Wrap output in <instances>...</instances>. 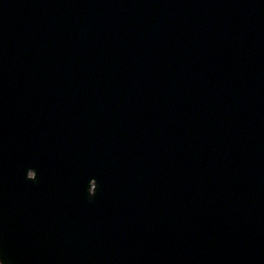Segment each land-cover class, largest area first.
Here are the masks:
<instances>
[{
  "label": "water",
  "instance_id": "1",
  "mask_svg": "<svg viewBox=\"0 0 264 264\" xmlns=\"http://www.w3.org/2000/svg\"><path fill=\"white\" fill-rule=\"evenodd\" d=\"M0 260L264 264V0H0Z\"/></svg>",
  "mask_w": 264,
  "mask_h": 264
},
{
  "label": "clouds",
  "instance_id": "2",
  "mask_svg": "<svg viewBox=\"0 0 264 264\" xmlns=\"http://www.w3.org/2000/svg\"><path fill=\"white\" fill-rule=\"evenodd\" d=\"M0 264H3V260H0Z\"/></svg>",
  "mask_w": 264,
  "mask_h": 264
}]
</instances>
